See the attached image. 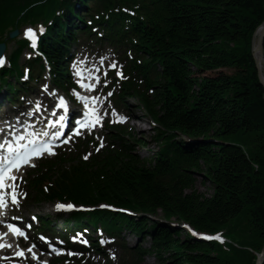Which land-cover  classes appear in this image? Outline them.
<instances>
[{"label": "trees", "instance_id": "1", "mask_svg": "<svg viewBox=\"0 0 264 264\" xmlns=\"http://www.w3.org/2000/svg\"><path fill=\"white\" fill-rule=\"evenodd\" d=\"M90 1L92 21L105 27L107 40L144 55L141 64L131 60L127 72L156 73L152 95L131 79L120 99L140 100L161 146L143 159L137 151L148 143L115 127L118 148L90 163L59 167L56 175L54 168L67 160L47 161L48 170L32 182L38 201L57 197L133 210L137 216L97 211L74 219L77 227L86 218L113 233L128 230L143 242L149 238L150 248L141 249L138 261L150 255L158 264H256L251 250L264 248V86L252 39L264 22V0H80L79 11L74 0H0V42L24 22L53 19L41 49L53 78L61 80L67 72L64 53L76 41L75 29L87 25L82 10ZM59 6L66 10L57 16ZM19 44L12 54L14 75L22 74ZM224 69L234 73L213 74ZM3 82L16 92L7 78ZM196 174L211 184V195L197 190ZM47 179L57 187L52 196L42 189ZM171 223L224 231L232 243L198 240Z\"/></svg>", "mask_w": 264, "mask_h": 264}, {"label": "rangeland", "instance_id": "2", "mask_svg": "<svg viewBox=\"0 0 264 264\" xmlns=\"http://www.w3.org/2000/svg\"><path fill=\"white\" fill-rule=\"evenodd\" d=\"M13 48L14 47L11 44L9 46V49L12 50ZM108 52H111V50L107 49L106 53H108ZM24 63H25V58L23 57L22 64H24ZM219 72H223L226 74H233L234 73V71H232L230 69H224V70H221L218 72H214L213 74L219 73ZM37 87H39V86H37ZM19 105H20V103H19ZM129 105H130V107L128 106V108H127L128 111L133 109L134 114L144 118V120L142 122L136 124V128L133 129V128H131V127H133V125H130V130L133 131L134 135L144 139L148 143V147L146 149H142V150L140 149L137 152L142 158L153 156L156 152L159 151L161 144L157 143L153 138L154 133H153L152 127H151L150 117L146 114V112L142 108H140L139 103L136 99H129ZM103 134L106 135V131H104ZM90 150H93V147H91ZM196 176H197V180H198V182L196 184L197 190L199 192H201L202 194H205L206 196L211 195V190H212L211 184L207 180H205L203 177H201L199 174H196ZM28 206H29L28 211H30L31 213H37L38 215H40L42 217L50 216V220L53 223L52 227L55 229V231H58V230L62 231V228L64 226L68 225L67 219L70 217L61 216V217L56 218L52 212V204L49 202H43L41 204H37V203H31V201H28ZM120 241H126L131 245H137V247H139V248L141 247V241H139V239H137L135 236L128 234V233L127 234L124 233L123 235H121ZM144 242H145L144 243L145 247L150 248L149 238H147L146 241H144ZM120 253H121V251L119 249V251L117 253L118 259L115 262L110 260L112 262V264H120V258H119ZM91 255L92 254L86 255L84 257L85 261H82V264H105V261L100 259L99 256H97V255L91 256ZM141 264H158V261L154 256H148L141 261Z\"/></svg>", "mask_w": 264, "mask_h": 264}, {"label": "snow or ice", "instance_id": "3", "mask_svg": "<svg viewBox=\"0 0 264 264\" xmlns=\"http://www.w3.org/2000/svg\"><path fill=\"white\" fill-rule=\"evenodd\" d=\"M40 31L41 32L43 31L42 27L40 28ZM25 35L32 41V46L35 47L36 46L35 45L36 30H34L32 28H28V29L25 30ZM3 63H4V60H3L2 57H0V64H3ZM112 67H115V65H112ZM117 75H121V73H117ZM82 86L90 88V89L94 87V85L83 84V83H82ZM77 96H78V98L80 100H83V101L91 100L93 104L97 103L98 99H99L98 97L89 98V97L79 96L78 93H77ZM58 106L59 107H66V105L64 104L63 98H61L60 105H58ZM85 107H88L87 103H85ZM87 115H88V117L90 119V124H91L92 127H94L102 119V117L97 114V111H96V109L94 107L89 111V113ZM120 119H121V121H123L126 118L122 117ZM57 123H59V122H57ZM81 126L82 127H88L89 125H86L83 122H81ZM0 147H3V145H0ZM101 147H102V145H101ZM8 150H9V152H13L14 151V149L12 148L11 145H9V149ZM45 151H47L49 153L52 152L50 147L42 146L41 148L34 149L31 153H25L23 155L17 154L12 159L6 160L5 161V166H0V189H4V188L8 187V185L5 183L6 180H13L14 181L16 179V177L10 175V172H11L12 168H19L21 165L29 163L30 156H39ZM87 158L88 157L86 156L85 159H87ZM12 188H13V192L11 194V199H12V203L15 204V203H17V197H16V194H15V185H12ZM5 206H6V203H5L4 193L0 192V208H4ZM56 207L58 209H72L74 207V205H72V204H67V205H65V204H57ZM8 228L16 235L26 236V233L18 226L9 224ZM216 239H220V237L217 236ZM85 243H87V241H85ZM5 246L6 245L0 243V247H5ZM8 246L10 247V245H8ZM29 251H31V249H29ZM16 255H18V256L19 255H23V251L17 252Z\"/></svg>", "mask_w": 264, "mask_h": 264}, {"label": "water", "instance_id": "4", "mask_svg": "<svg viewBox=\"0 0 264 264\" xmlns=\"http://www.w3.org/2000/svg\"><path fill=\"white\" fill-rule=\"evenodd\" d=\"M16 35H17V31L12 32L10 36L15 37ZM5 49H6L5 43H1L0 57L3 56ZM252 54L257 65L261 84L264 86V73H263V65H262V60L264 61V22L260 25V27L253 35ZM263 263H264V249L262 251L261 256L257 260V264H263Z\"/></svg>", "mask_w": 264, "mask_h": 264}, {"label": "bare ground", "instance_id": "5", "mask_svg": "<svg viewBox=\"0 0 264 264\" xmlns=\"http://www.w3.org/2000/svg\"><path fill=\"white\" fill-rule=\"evenodd\" d=\"M262 65H263V72H264V61L262 60Z\"/></svg>", "mask_w": 264, "mask_h": 264}]
</instances>
